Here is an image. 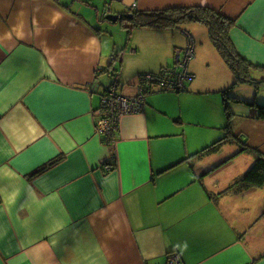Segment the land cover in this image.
Listing matches in <instances>:
<instances>
[{
	"label": "crops",
	"instance_id": "crops-1",
	"mask_svg": "<svg viewBox=\"0 0 264 264\" xmlns=\"http://www.w3.org/2000/svg\"><path fill=\"white\" fill-rule=\"evenodd\" d=\"M197 6L235 20L233 47L264 71V0H0V264H264V186L224 193L256 160L243 143L264 157V97L233 86L205 25L117 34L103 17ZM187 33V91L148 92L106 144L95 123L112 73L137 95Z\"/></svg>",
	"mask_w": 264,
	"mask_h": 264
},
{
	"label": "trees",
	"instance_id": "trees-1",
	"mask_svg": "<svg viewBox=\"0 0 264 264\" xmlns=\"http://www.w3.org/2000/svg\"><path fill=\"white\" fill-rule=\"evenodd\" d=\"M127 14L121 15L120 21L128 22V25L125 27L129 29L149 28L163 30L174 29L193 24L205 25L209 30L213 45L221 57L225 60L233 74V86L239 84H248L257 88L258 83L252 78L251 75V68H253L252 65L248 63L243 57H241L233 47L230 33L232 28L235 27L236 21L228 18L222 12H219L209 6H197L175 7L159 11L134 12L133 18L131 20L126 18ZM231 90L232 88H229L224 91L226 98L228 97V94ZM225 106L229 120V123L225 129L230 135L232 133L231 117L233 114L229 110L227 101ZM258 109V117L260 119H264V105H258ZM228 139L230 140V137H226L214 143L189 159H201L206 155L217 152L220 147L228 141ZM234 139L238 141L236 137H233V140ZM240 152H250L256 155V160L250 170L242 177L236 179L224 193H239L244 188L249 189L264 186V157L259 153L258 150L250 148L244 143ZM43 170L44 169L41 171Z\"/></svg>",
	"mask_w": 264,
	"mask_h": 264
},
{
	"label": "built area",
	"instance_id": "built-area-1",
	"mask_svg": "<svg viewBox=\"0 0 264 264\" xmlns=\"http://www.w3.org/2000/svg\"><path fill=\"white\" fill-rule=\"evenodd\" d=\"M134 4L130 8L133 12ZM187 44L183 49L175 51V66L163 68L159 72L143 73L138 76L139 92L135 96H124L118 93L120 74L114 71L110 83L102 96V105L96 116V133L104 138L106 144L116 143V132L125 115L140 113L146 107V94L151 91L181 93L187 91V85L194 79L189 71V63L195 57V42L191 34L187 33ZM136 53V50H132ZM169 264H183L177 255L170 256Z\"/></svg>",
	"mask_w": 264,
	"mask_h": 264
},
{
	"label": "rangeland",
	"instance_id": "rangeland-1",
	"mask_svg": "<svg viewBox=\"0 0 264 264\" xmlns=\"http://www.w3.org/2000/svg\"><path fill=\"white\" fill-rule=\"evenodd\" d=\"M111 24V27L117 30H121V31H126V29H123L122 26H127L128 22H123V21H118L117 23H108ZM118 34V31H117ZM256 74L254 69L252 68V78L255 79L258 83V93H259V97L260 99L262 97H264V71L263 72H259ZM254 87V86H253ZM256 88V89H257Z\"/></svg>",
	"mask_w": 264,
	"mask_h": 264
},
{
	"label": "water",
	"instance_id": "water-1",
	"mask_svg": "<svg viewBox=\"0 0 264 264\" xmlns=\"http://www.w3.org/2000/svg\"><path fill=\"white\" fill-rule=\"evenodd\" d=\"M109 13V14H108ZM104 17V20L105 21H110V22H116L117 20L120 19V15H117V14H110V9H108L106 12H105V15L103 16ZM126 18L131 20L133 18V14H127L126 15Z\"/></svg>",
	"mask_w": 264,
	"mask_h": 264
}]
</instances>
